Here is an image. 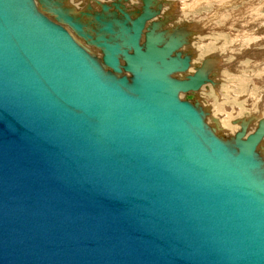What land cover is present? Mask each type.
<instances>
[{
	"label": "water",
	"instance_id": "1",
	"mask_svg": "<svg viewBox=\"0 0 264 264\" xmlns=\"http://www.w3.org/2000/svg\"><path fill=\"white\" fill-rule=\"evenodd\" d=\"M127 1L0 0V264H264V116L222 136L217 62Z\"/></svg>",
	"mask_w": 264,
	"mask_h": 264
},
{
	"label": "rangeland",
	"instance_id": "2",
	"mask_svg": "<svg viewBox=\"0 0 264 264\" xmlns=\"http://www.w3.org/2000/svg\"><path fill=\"white\" fill-rule=\"evenodd\" d=\"M64 1L74 8L78 4L77 10L79 8L80 10L83 9L85 6H82L83 3H87V0ZM99 1L104 2V0ZM171 1L174 2L173 8L164 5L160 15L162 16L164 12L170 11L175 17L171 25H185L188 30H185L182 26L181 29L194 31V35L189 37L188 49L198 55L197 57L195 54L193 55L192 66L189 67L187 72L193 73V65L201 64L200 62L206 57L211 58V62L214 60L216 62L218 58L219 61L221 60L220 64H217L219 69L215 72L212 70L211 78L215 85L209 82L205 83L193 98L208 109L207 123L213 124L211 118L219 119V133L225 130L226 132L223 135L221 133L222 136L227 138L233 136L239 130L238 124L232 123L233 120L248 118L255 114L264 116V70L262 71L264 65L260 59V57H263L261 54H264V0ZM90 4L93 5V9H98L93 3L90 2ZM125 6L127 9H135L140 6V0H128ZM205 50L207 53H205ZM250 50L258 51L257 65H261L260 67L248 66L254 57V52L251 53L252 56L248 54L250 52L247 53ZM245 61H248V63H245ZM241 63L247 67L242 68L239 65ZM229 64L231 67H229ZM216 91L220 94V100L215 94ZM253 124L255 127V122ZM253 124L249 125L246 135L254 129ZM261 145L264 148V138Z\"/></svg>",
	"mask_w": 264,
	"mask_h": 264
},
{
	"label": "bare ground",
	"instance_id": "3",
	"mask_svg": "<svg viewBox=\"0 0 264 264\" xmlns=\"http://www.w3.org/2000/svg\"><path fill=\"white\" fill-rule=\"evenodd\" d=\"M73 1H75V0H73ZM109 2L108 0H104V2ZM77 2V1H76ZM84 2V1H83ZM101 2V1H100ZM80 3V2H79ZM85 3V2H84ZM83 3V5L82 6H84L85 4ZM92 3V2H91ZM72 5V4H71ZM78 5V4H77ZM75 6V8L74 9H76V7H79V5L78 6ZM92 7H93V5H92ZM82 8V7H81ZM77 10V9H76ZM79 10H80V8H79ZM78 11V10H77ZM161 14V13H160ZM188 15V14H187ZM154 19H157V17H155ZM208 22V21H207ZM180 32H182L183 33V35L187 32V31H185V30H183V29H181V31ZM233 37V36H232ZM182 49H183V47H182ZM211 50H213V51H215L214 49H211ZM216 50H219V49H216ZM92 51H94L95 53H96V55L98 56V57H100L101 56V53H100V51L99 50H96L95 51V49L94 48H92ZM244 51V50H243ZM219 52H222V51H219ZM248 52H250V53H248ZM254 52V57H253V60L251 61V62H249V67H254L255 66V68L256 67H258L259 65H257V63H258V51L257 50H250V51H247V53L248 54H250V56H252V54L251 53H253ZM205 53H207L206 52V50H205ZM231 53V52H230ZM241 53V52H240ZM245 53V52H244ZM246 53V54H247ZM257 53V54H256ZM195 54V52H193V55ZM256 54V55H255ZM196 55V54H195ZM198 55V54H197ZM197 55H196V57H197ZM261 55H263V57H260V59H261V61H262V64L264 65V54H261ZM201 56V55H200ZM205 58V57H204ZM207 58H209V57H206L205 59H207ZM218 58V57H217ZM241 58V57H240ZM193 59V58H192ZM197 59V58H196ZM211 59V58H210ZM214 59V58H213ZM221 59V58H220ZM202 61V60H201ZM221 61V60H220ZM220 61H219V58H218V60H216V62H217V64H220ZM215 62V63H216ZM201 63V62H200ZM245 63H248V61H245ZM233 64V63H232ZM199 65V64H198ZM240 66H242V68L243 67H247V66H243V64L241 63V64H239ZM261 66V65H260ZM259 66V67H260ZM229 67H231V65L229 64ZM241 68V67H240ZM193 69V68H192ZM226 69V68H225ZM189 70V69H188ZM247 70V69H246ZM264 69H262V71H263ZM241 71V70H240ZM259 73V72H258ZM249 74H251V73H249ZM253 75V74H252ZM245 76V75H244ZM244 78V77H243ZM243 80V79H242ZM246 81V80H245ZM241 82V81H240ZM223 83V82H222ZM243 85V84H242ZM202 88V87H201ZM200 88V89H201ZM239 88V87H238ZM199 89V90H200ZM198 90V91H199ZM198 91H196L195 93H197ZM214 91V90H213ZM218 91H216V93H217ZM200 93V92H199ZM215 93V94H216ZM226 94V93H225ZM193 96H195V94H192ZM217 96V95H216ZM219 96H220V94H219ZM240 96V95H239ZM218 97V96H217ZM226 98V97H225ZM202 99H204V98H202ZM221 99V98H220ZM204 101H205V99H204ZM228 107V106H227ZM251 107V106H250ZM263 107H264V105H263ZM262 107V108H263ZM225 108V107H224ZM230 108H232V107H230ZM227 109V108H226ZM264 109V108H263ZM228 110H230V109H228ZM233 110V109H232ZM234 111V110H233ZM237 111V110H236ZM250 111V110H249ZM229 112V111H228ZM232 113V112H231ZM222 114V113H221ZM227 114V113H226ZM235 115V114H234ZM220 117H221V115H219ZM224 116V115H223ZM230 116H231V114H230ZM218 118V117H217ZM231 118V117H230ZM227 119V118H226ZM229 119V118H228ZM212 121V120H211ZM217 121L219 122V119H217ZM223 121V120H222ZM253 122H255V124H257V121H253ZM253 122H252V124H253ZM252 124H249V125H252ZM220 125V124H219ZM233 125V124H232ZM232 127V126H231ZM238 127H239V125H238ZM249 127V126H248ZM253 127H254V124H253ZM252 127V128H253ZM223 128V127H222ZM255 128V127H254ZM224 132H226L225 130H222V135L224 134ZM220 133V134H221ZM229 137V136H228ZM264 138V137H263Z\"/></svg>",
	"mask_w": 264,
	"mask_h": 264
},
{
	"label": "crops",
	"instance_id": "4",
	"mask_svg": "<svg viewBox=\"0 0 264 264\" xmlns=\"http://www.w3.org/2000/svg\"><path fill=\"white\" fill-rule=\"evenodd\" d=\"M180 26H182V28H184L185 30H188L187 29V27L185 26V25H180ZM168 27H171V25L170 26H168ZM192 36V35H191ZM189 40V39H188ZM199 48V47H198ZM183 49H188V46H185ZM200 49V48H199Z\"/></svg>",
	"mask_w": 264,
	"mask_h": 264
}]
</instances>
